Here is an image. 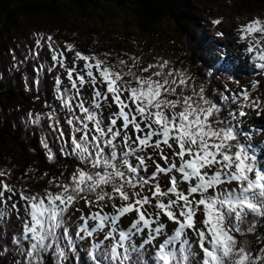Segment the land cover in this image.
I'll return each mask as SVG.
<instances>
[{
  "label": "snow or ice",
  "instance_id": "6c2138e0",
  "mask_svg": "<svg viewBox=\"0 0 264 264\" xmlns=\"http://www.w3.org/2000/svg\"><path fill=\"white\" fill-rule=\"evenodd\" d=\"M238 31L260 79L230 95L168 60L117 53L112 62L109 52L85 54L34 33L19 63L47 46V71L63 69L70 87L57 75L59 107L46 103L47 113L28 112L25 123L47 121L67 161L35 188L17 189L0 171V233L13 214L21 221L0 252L19 256L13 264H80L81 253L84 264H264V141L255 139L264 127L247 124L253 112L264 119V100L253 95L264 89V18ZM232 78L242 84L234 70ZM40 143L60 163L47 136Z\"/></svg>",
  "mask_w": 264,
  "mask_h": 264
},
{
  "label": "trees",
  "instance_id": "16d2710c",
  "mask_svg": "<svg viewBox=\"0 0 264 264\" xmlns=\"http://www.w3.org/2000/svg\"><path fill=\"white\" fill-rule=\"evenodd\" d=\"M118 8L128 10L126 14L130 20L134 21L136 28L141 31H158L157 25H166L170 30V35L190 47H195L202 52L204 50L201 39L205 37L206 31L202 26L197 27L194 14L203 13L204 6L216 0H108ZM218 8L224 7L228 13L240 10L247 2H254L257 5H264V0H222ZM65 3H71L77 8L78 14L81 15L78 26L72 25L67 27L66 19L72 18L75 14L67 13L64 8ZM219 3V2H218ZM217 3V4H218ZM216 4V5H217ZM98 4L96 0H0V50L10 48L13 45L21 28V23L26 16H31L37 22L43 21L44 24H63L70 29V34L74 33L81 42H86L87 47H93L98 50L93 41L98 38L99 34L107 35L106 25L101 26L99 31H87L85 24L90 28L95 25ZM123 10V11H124ZM185 15V16H184ZM66 16V17H65ZM184 16V17H183ZM188 16V18H187ZM77 17V16H76ZM74 21H78L75 20ZM19 22L20 25L13 30V25ZM84 22V25L82 24ZM196 31V35H194ZM98 32V33H96ZM200 37H202L200 39ZM66 38V37H64ZM93 40H91V39ZM93 52L94 50L85 49ZM102 51V50H101ZM103 53V52H102ZM11 91H0V105L8 102ZM6 136L0 130V144L2 138ZM13 169L18 179H27L20 166ZM22 171V172H21ZM21 174L23 176L21 177Z\"/></svg>",
  "mask_w": 264,
  "mask_h": 264
},
{
  "label": "rangeland",
  "instance_id": "374dc122",
  "mask_svg": "<svg viewBox=\"0 0 264 264\" xmlns=\"http://www.w3.org/2000/svg\"><path fill=\"white\" fill-rule=\"evenodd\" d=\"M221 1L222 0H216L214 2V5H215L214 9H216L220 15L222 14V16H227L228 15V12L226 10L219 11L217 9L218 6L221 5V3H222ZM96 2L98 4V6L96 8V10H98V12H97V21H96L97 23L98 22H101V21H106L108 18H114L113 20L108 21V23L110 25H112L113 23H116V24L118 23L119 26H120L121 25L120 23H123V25H122L123 28H126L128 25L131 26V23L129 21L126 22V19L127 20L130 19V16L128 14H126V12L123 11L121 8H118V7L114 6L108 0H96ZM62 10H65V12H67L69 14H71V13L78 14L77 8L74 7L73 4H71V3H65L64 4V8H62ZM246 11H248V8H243L241 14L245 13ZM234 12H238V10H235L232 13H234ZM104 14L106 16H104ZM101 17L103 18V20H101ZM104 17H106V19H104ZM187 18H188V16H187ZM74 19L79 21L80 20V16H78V17L73 16L72 18H70L68 16V18L66 19V21L69 22L70 24L71 23H77L78 21H74ZM19 25H20V23L19 22H16L13 25L12 29L13 30H16ZM130 32H133V29L131 27H128V28L124 29V33L130 34ZM194 35H196V31H194ZM161 43L163 44V42H161ZM167 45H169V44L167 43ZM11 151H12V149H11ZM15 161L18 162V159L16 158ZM10 162H11V164L14 165V167H17V165L14 164L12 161H10ZM10 162H8V164ZM22 170H23V173L26 172V169L25 168H22Z\"/></svg>",
  "mask_w": 264,
  "mask_h": 264
},
{
  "label": "bare ground",
  "instance_id": "6f19581e",
  "mask_svg": "<svg viewBox=\"0 0 264 264\" xmlns=\"http://www.w3.org/2000/svg\"><path fill=\"white\" fill-rule=\"evenodd\" d=\"M184 17V16H183ZM203 26V25H202ZM204 27V26H203ZM190 47V46H189ZM191 49V48H190ZM197 54H199L200 55V53H199V51L197 50V52H196ZM205 57V56H204ZM215 69V68H214ZM216 70H218L217 68H216ZM46 95H48V92H47V94Z\"/></svg>",
  "mask_w": 264,
  "mask_h": 264
}]
</instances>
